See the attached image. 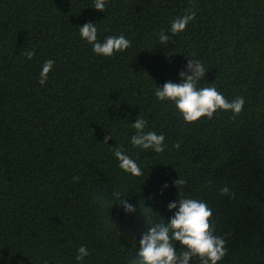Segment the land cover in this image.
<instances>
[{
	"label": "trees",
	"instance_id": "16d2710c",
	"mask_svg": "<svg viewBox=\"0 0 264 264\" xmlns=\"http://www.w3.org/2000/svg\"><path fill=\"white\" fill-rule=\"evenodd\" d=\"M93 4L0 0V264H130L148 221L167 224L178 210L168 204L183 198L211 209L213 234L225 240L218 264H264V0H107L103 12ZM189 9L194 21L172 35ZM85 23L98 41L122 34L131 47L95 55L79 36ZM33 50L31 60L21 54ZM188 59L206 69L198 87L244 98L239 115L188 125L156 99L191 74ZM139 117L164 135L163 153L132 147ZM116 147L140 177L119 169ZM114 191L135 211L118 202L102 210L94 197ZM82 245L89 255L76 261Z\"/></svg>",
	"mask_w": 264,
	"mask_h": 264
},
{
	"label": "clouds",
	"instance_id": "9594fccd",
	"mask_svg": "<svg viewBox=\"0 0 264 264\" xmlns=\"http://www.w3.org/2000/svg\"><path fill=\"white\" fill-rule=\"evenodd\" d=\"M107 0H94L93 8L99 12L105 10ZM195 11L185 10L182 17L172 21L169 31L176 35L185 31L187 25L194 21ZM80 38L92 46L95 55L112 57L117 53H123L131 47V41L124 35L107 36L103 42L98 41L97 27L93 23H85L79 29ZM159 43L168 42V35L162 29L158 33ZM26 59L31 60L33 51L21 53ZM54 61L46 60L41 68L39 84L44 85L48 80V74L52 71ZM187 72H180L182 83L166 82L162 88L156 89L154 95L160 102H167L174 106L176 113L185 122L191 125L199 122L202 118L212 119L218 112H231L234 119L244 108L243 97H235L229 101L214 86L198 87L199 81L204 77L206 69L199 60L188 59ZM147 121L144 118H137L132 124L135 134L131 136L130 144L133 148L142 150L151 149L160 154L165 151L163 134L155 131H146ZM112 136L105 137V143ZM179 147V143L173 145ZM118 162L119 169L135 178L142 175V168L130 155L126 154L123 148L110 149ZM78 181L79 177H74ZM178 186L185 184L183 178L176 181ZM166 187V186H165ZM124 192L114 191L108 195L103 193L94 197L100 208L109 209L113 202L120 203L126 212H133L135 209L127 201L120 200ZM229 189H221V195H228ZM167 224L160 222L153 224L148 221L149 227L139 241V249L130 264H189L192 258H198L200 264H218L225 256V240L213 234L211 222L212 211L208 205L197 199L183 198L178 205L176 202L169 203V211L177 209ZM178 242L183 250L177 253L173 244ZM89 255L85 246H80L75 256L76 261H82Z\"/></svg>",
	"mask_w": 264,
	"mask_h": 264
}]
</instances>
